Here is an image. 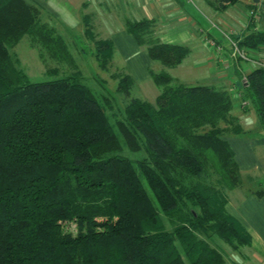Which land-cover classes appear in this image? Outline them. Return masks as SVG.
Returning a JSON list of instances; mask_svg holds the SVG:
<instances>
[{"label": "trees", "instance_id": "trees-1", "mask_svg": "<svg viewBox=\"0 0 264 264\" xmlns=\"http://www.w3.org/2000/svg\"><path fill=\"white\" fill-rule=\"evenodd\" d=\"M213 1L225 11L243 0ZM41 12L0 0V264H226L215 238L234 251L251 246L226 210L243 183L226 137L245 134L229 89L179 83L169 70L190 49L161 42L152 20L128 21L161 67L150 70L161 93L156 104L133 98L131 75H114L128 100L114 123L80 74L32 82L20 69L11 50L25 36L58 61L72 59ZM93 45L107 70L114 43ZM263 45L264 31L239 44ZM241 93L264 131V68L244 78Z\"/></svg>", "mask_w": 264, "mask_h": 264}, {"label": "crops", "instance_id": "crops-1", "mask_svg": "<svg viewBox=\"0 0 264 264\" xmlns=\"http://www.w3.org/2000/svg\"><path fill=\"white\" fill-rule=\"evenodd\" d=\"M27 1L40 7L45 22L58 20L62 26H83L85 35L87 28L99 35V31L103 32L108 26V38L98 39L111 40L115 55L126 60L136 85L149 82L159 91H156L157 96L161 90L154 84L150 70L158 71L161 67L151 60L147 47H140L127 33L128 21L152 20L161 42L190 49L182 64L169 70L179 83L218 84L229 89L234 96V115L240 119L245 134L229 136L227 140L242 177L247 174L249 179L246 185L242 183L229 192L226 210L252 237L251 246L244 248L245 253L239 255V264H264V194L261 197L256 194L264 191V188L258 190L260 180H264V131L255 109L248 101L242 100L241 93L244 78L254 69L264 68V45L258 48L239 46L251 34L264 31V16H261L264 0L259 4L254 0H243L225 11H220L213 0H189L186 10H182L181 0ZM106 4H114V13L111 12L112 5L106 9ZM254 4L257 7L253 9ZM120 9L129 10L133 18L117 15L115 10ZM110 16H114V22L107 20ZM89 20H93L92 23L89 24ZM216 22L221 24L222 32L216 30ZM237 48L245 59L237 55Z\"/></svg>", "mask_w": 264, "mask_h": 264}, {"label": "rangeland", "instance_id": "rangeland-1", "mask_svg": "<svg viewBox=\"0 0 264 264\" xmlns=\"http://www.w3.org/2000/svg\"><path fill=\"white\" fill-rule=\"evenodd\" d=\"M187 1L189 0H181V5L184 6L182 10L188 9L186 7ZM111 5L112 4H106L104 7L109 9ZM194 5L195 4L191 6ZM111 8L113 9L111 12L114 13V4L111 6ZM115 12L120 17L133 18V16L129 14V10L120 9L115 10ZM98 19L100 20V18ZM107 20L114 22V16L108 17ZM92 21L93 20H89V24L92 23ZM55 23L57 25H55ZM208 23L212 25L209 19ZM216 23V30L222 32L220 29L222 28L221 24L218 22ZM49 25L56 29L58 35L63 37L72 59L65 62L58 61L57 59H54L47 51H44V49L39 45H34L30 36H25L22 41L11 50L14 58L19 61L20 69H22L28 75L32 82H45L75 73L80 74L82 82L96 93L99 102L105 108H107V114L110 116L112 122L116 123L117 120L122 118V114L128 100L126 99L125 95L119 94L117 92L118 81L114 78V75L118 73L130 74V71L127 68L126 60L124 58H120L118 55L113 57V61L107 70H103L99 66V63L95 57V49H93V39L108 38L107 36L110 34L108 26L107 29H105V27L103 28V32L99 31V35H96L93 30L92 33L94 35L88 36L84 34V29L82 28L83 26H62L61 24L59 25L58 20H52ZM96 29L99 28L97 27ZM156 91L159 93L157 88L152 86V84L149 82L139 86L134 83L131 93L133 98H138L140 100L154 104L157 100L156 98L158 97ZM108 102L110 105H112V109L106 107ZM226 138L229 139L228 137ZM123 154L131 157L132 159H139L142 157L140 154L131 152L128 148H124ZM248 174L251 175V173ZM248 176L249 175L244 174L242 177L243 185L248 183ZM262 186H264V180H260L258 187L259 191L260 189L264 188ZM74 229L75 226L71 225V230ZM213 242L214 246L218 247V249L225 256L226 264H239V255L242 252L245 253L244 249L234 251L228 244H225V242L219 238H215Z\"/></svg>", "mask_w": 264, "mask_h": 264}, {"label": "built area", "instance_id": "built-area-1", "mask_svg": "<svg viewBox=\"0 0 264 264\" xmlns=\"http://www.w3.org/2000/svg\"><path fill=\"white\" fill-rule=\"evenodd\" d=\"M236 50H237V53H238V52H239V51H238L239 49L237 48ZM237 55H238V56L240 55V57L242 56V58H244V59H245V55H244V54H242V53H241V54H239V53H238Z\"/></svg>", "mask_w": 264, "mask_h": 264}, {"label": "water", "instance_id": "water-1", "mask_svg": "<svg viewBox=\"0 0 264 264\" xmlns=\"http://www.w3.org/2000/svg\"><path fill=\"white\" fill-rule=\"evenodd\" d=\"M256 4H259L260 3V0H254Z\"/></svg>", "mask_w": 264, "mask_h": 264}]
</instances>
